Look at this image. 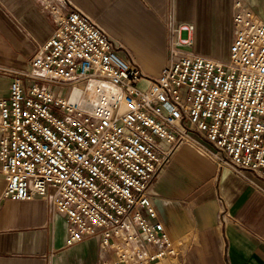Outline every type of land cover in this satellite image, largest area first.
I'll return each mask as SVG.
<instances>
[{
    "label": "built area",
    "instance_id": "1",
    "mask_svg": "<svg viewBox=\"0 0 264 264\" xmlns=\"http://www.w3.org/2000/svg\"><path fill=\"white\" fill-rule=\"evenodd\" d=\"M41 2L54 35L0 98L4 196L47 200L70 244L99 239L100 264L176 256L150 188L177 147L264 179V20L237 0L231 55L219 60L192 50L193 24L170 18L151 77L70 0Z\"/></svg>",
    "mask_w": 264,
    "mask_h": 264
},
{
    "label": "crops",
    "instance_id": "2",
    "mask_svg": "<svg viewBox=\"0 0 264 264\" xmlns=\"http://www.w3.org/2000/svg\"><path fill=\"white\" fill-rule=\"evenodd\" d=\"M70 1L122 43L148 76H158L166 63L170 18L195 26V53L219 60L231 55L237 0ZM243 1L264 20V0ZM55 28L41 0H0V98H9L12 81ZM6 184L0 162V264H100L98 238L70 244L68 222L52 216L47 200L7 198ZM150 193L178 245L176 256L153 264H264V179L220 169L180 145Z\"/></svg>",
    "mask_w": 264,
    "mask_h": 264
},
{
    "label": "bare ground",
    "instance_id": "3",
    "mask_svg": "<svg viewBox=\"0 0 264 264\" xmlns=\"http://www.w3.org/2000/svg\"><path fill=\"white\" fill-rule=\"evenodd\" d=\"M76 96H78L77 91L73 94V97L75 98Z\"/></svg>",
    "mask_w": 264,
    "mask_h": 264
},
{
    "label": "rangeland",
    "instance_id": "4",
    "mask_svg": "<svg viewBox=\"0 0 264 264\" xmlns=\"http://www.w3.org/2000/svg\"><path fill=\"white\" fill-rule=\"evenodd\" d=\"M165 145H166V147H168V144L165 143Z\"/></svg>",
    "mask_w": 264,
    "mask_h": 264
}]
</instances>
